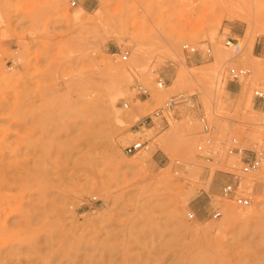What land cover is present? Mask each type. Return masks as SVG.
Here are the masks:
<instances>
[{
	"label": "rangeland",
	"instance_id": "374dc122",
	"mask_svg": "<svg viewBox=\"0 0 264 264\" xmlns=\"http://www.w3.org/2000/svg\"><path fill=\"white\" fill-rule=\"evenodd\" d=\"M72 1L0 0V264H264V0Z\"/></svg>",
	"mask_w": 264,
	"mask_h": 264
},
{
	"label": "built area",
	"instance_id": "2783aa9c",
	"mask_svg": "<svg viewBox=\"0 0 264 264\" xmlns=\"http://www.w3.org/2000/svg\"><path fill=\"white\" fill-rule=\"evenodd\" d=\"M76 0L72 1V5L74 6L76 4ZM232 40L226 41V45L232 44ZM182 49L186 52H193L195 53L197 49L194 46H191L189 44H184L182 46ZM207 53H210V50L207 49ZM128 52L126 51L121 59L123 61L127 60ZM261 57L264 60V44L262 46L261 50ZM248 73V70L245 69H229V75L232 77V79H237L241 76H245ZM156 85L159 88H162L164 85V80L162 76L157 75L156 77ZM143 94L146 93V91H142ZM254 97L262 102L264 104V91L261 90H254ZM184 98L183 94H179L177 96L171 97L166 103L164 108L158 109L156 112L153 113V117L162 116V113L164 110H170L175 104L182 101ZM149 120V122H152V117L149 116L146 118ZM199 124L201 127V133H202V139L201 144L197 146V151L201 157H203L206 161L212 160L211 154V145L214 141V137L212 136V127L210 124V121L205 117L201 116L199 117ZM226 154L228 156L233 155H240L239 162L240 167L234 169L237 171V173H233V180L226 182L220 187L219 194L221 198L226 199L236 206L239 207H247L250 203V200L248 197H245L242 195V192L239 190V177L241 175H246L250 173H255L261 169L264 168V149L258 150L253 152L250 155H241L242 153V147L241 144L238 143L235 139H232L229 141V143L226 144ZM148 144L146 141L138 140L136 142H133L127 146L124 147V152L127 155H132L138 152L142 149H147ZM210 216L213 219H217L222 216V211L218 207H214L212 209V212L210 213ZM187 217L189 219L194 218V213L189 211L187 213Z\"/></svg>",
	"mask_w": 264,
	"mask_h": 264
},
{
	"label": "bare ground",
	"instance_id": "6f19581e",
	"mask_svg": "<svg viewBox=\"0 0 264 264\" xmlns=\"http://www.w3.org/2000/svg\"><path fill=\"white\" fill-rule=\"evenodd\" d=\"M86 9V8H85ZM85 9H83V7L82 8H79V11H77V12H75V14H74V16H73V18L74 19H80V12H84V10ZM256 75V73L254 74V76ZM247 83H244L243 84V86L242 87H245V85H246ZM189 102V101H188ZM247 102H250V98H247ZM261 176H263V177H261L262 179L264 178V175L262 174ZM231 219V218H230Z\"/></svg>",
	"mask_w": 264,
	"mask_h": 264
},
{
	"label": "crops",
	"instance_id": "0c3cea01",
	"mask_svg": "<svg viewBox=\"0 0 264 264\" xmlns=\"http://www.w3.org/2000/svg\"><path fill=\"white\" fill-rule=\"evenodd\" d=\"M261 50H262V48L257 47V48L255 49V52H256L257 54H260V55H261Z\"/></svg>",
	"mask_w": 264,
	"mask_h": 264
}]
</instances>
